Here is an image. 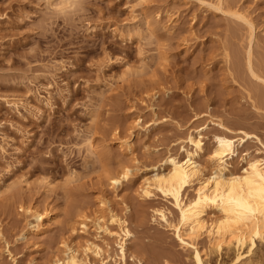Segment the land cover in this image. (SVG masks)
<instances>
[{"label": "rangeland", "instance_id": "obj_1", "mask_svg": "<svg viewBox=\"0 0 264 264\" xmlns=\"http://www.w3.org/2000/svg\"><path fill=\"white\" fill-rule=\"evenodd\" d=\"M73 1L0 0V264H44L86 239L118 264V238L93 228L101 199L132 234L126 264H193L153 212L175 211L160 195L141 199L139 182L201 126L205 164L214 122L257 138L233 168L262 149L264 0ZM123 165L133 174L115 191L106 176ZM26 204L49 211L44 233Z\"/></svg>", "mask_w": 264, "mask_h": 264}, {"label": "bare ground", "instance_id": "obj_2", "mask_svg": "<svg viewBox=\"0 0 264 264\" xmlns=\"http://www.w3.org/2000/svg\"><path fill=\"white\" fill-rule=\"evenodd\" d=\"M59 1L61 8L71 7L74 2ZM213 124L221 129V134L213 135L212 147L208 150L205 164L200 162L203 152L202 131L205 129V126H201L184 139L187 147H181L182 156L168 153L159 162L164 167L153 164L151 172L139 182L137 192L141 199L160 195L168 202L169 208L176 213V220H169L168 213L162 208L154 209L155 218L164 228L172 231L181 247L190 251L193 264H254L251 253H255L254 249L258 244H263L261 255L264 251V146L260 144L263 150L257 149L254 155L245 150L240 156L241 167L233 168V156L238 147H243L249 139L257 138L255 134L243 129L234 131L220 122ZM120 146L127 150L131 148L127 141H121ZM96 161H99V156L94 157V162ZM128 165H123L106 176L113 190L116 191L122 181H127L133 174ZM2 193L0 191V195ZM98 201L94 220L92 219L93 228L105 238H118V264H126V241L132 235L127 222L107 202L102 199ZM21 209L33 219L32 223L29 222L31 230L37 234L44 233L41 228L49 211L41 212L31 204H26ZM75 218L82 229L88 228L87 216L83 212L78 213ZM21 237H25V232ZM203 238L206 239V244L200 248ZM61 245L63 254L54 256L44 264H107L111 259L109 255H104L106 251L95 240L86 239L80 246L66 242ZM105 246L108 247V244ZM211 256L214 257L212 260ZM256 262L259 263V260Z\"/></svg>", "mask_w": 264, "mask_h": 264}]
</instances>
